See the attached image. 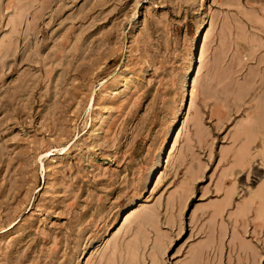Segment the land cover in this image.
<instances>
[{"label": "rangeland", "instance_id": "1", "mask_svg": "<svg viewBox=\"0 0 264 264\" xmlns=\"http://www.w3.org/2000/svg\"><path fill=\"white\" fill-rule=\"evenodd\" d=\"M0 264H264V0H0Z\"/></svg>", "mask_w": 264, "mask_h": 264}, {"label": "bare ground", "instance_id": "2", "mask_svg": "<svg viewBox=\"0 0 264 264\" xmlns=\"http://www.w3.org/2000/svg\"><path fill=\"white\" fill-rule=\"evenodd\" d=\"M251 160V159H250Z\"/></svg>", "mask_w": 264, "mask_h": 264}]
</instances>
